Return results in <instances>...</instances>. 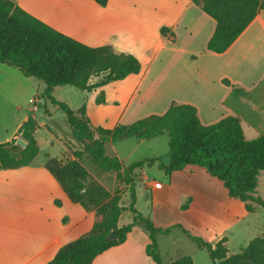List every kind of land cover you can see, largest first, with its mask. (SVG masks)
I'll return each mask as SVG.
<instances>
[{
  "label": "crops",
  "instance_id": "1",
  "mask_svg": "<svg viewBox=\"0 0 264 264\" xmlns=\"http://www.w3.org/2000/svg\"><path fill=\"white\" fill-rule=\"evenodd\" d=\"M15 1L87 45H111L116 51L139 58V73L91 91L82 90L76 103L66 98V86L72 85L54 87L53 96L73 110L85 105L94 127L131 124L151 114H163L176 102L196 106L203 124L235 115L241 118L247 138L264 135V11L229 49L217 53L207 46L216 20L193 0H108L105 6L95 0ZM155 9H159L158 14ZM163 26L169 28L167 34L161 32ZM98 79L93 76L90 81ZM233 85L247 90L248 98ZM45 87L37 76H27L0 62V143L17 138L22 123L31 115H40L41 108L45 117L38 119L34 132L39 153L33 161L19 168L0 169V264H47L62 246L90 232L102 218L73 202L46 167L51 157L74 159L72 150L79 145L69 137L66 113L57 104L45 101L41 94L36 97L40 101L34 102L33 95L42 93ZM101 91L105 102L98 103ZM24 100L29 101L27 112H19L14 124L7 125V108L13 113L21 111ZM57 119L63 125L59 126ZM144 142L161 150H151L139 160L159 157L169 162L167 134L107 142L105 150L129 165L139 160L131 159L126 144L136 149ZM81 163L85 166L83 159ZM87 170L108 191L115 192L117 171H103L96 164L93 170ZM133 178L135 208L156 227L170 229L157 235L159 251L167 255V260L162 256L164 262L188 255L195 264H212L207 248L199 246L189 234L213 245L227 237L228 255L242 251L254 237L264 235V207L253 203L254 209L249 211L246 203L230 196L223 181L204 166L189 164L167 173L156 162L136 169ZM262 178L264 171L255 195L264 198L259 192ZM156 182H162V186L156 187ZM139 192L148 196L145 211L138 207ZM149 242L147 231L137 225L125 242L105 250L91 264H156L146 252Z\"/></svg>",
  "mask_w": 264,
  "mask_h": 264
},
{
  "label": "trees",
  "instance_id": "2",
  "mask_svg": "<svg viewBox=\"0 0 264 264\" xmlns=\"http://www.w3.org/2000/svg\"><path fill=\"white\" fill-rule=\"evenodd\" d=\"M95 1L103 6L108 3V0ZM193 1L216 20L215 31L207 46L217 53L229 49L257 15L264 11V0ZM168 30L166 26L161 27L163 34H167ZM0 62L20 69L27 76L42 79L46 84L41 93L44 100L57 104L66 113L70 138L79 145L72 150L75 158L64 161L51 157L46 167L73 202L103 215L90 232L62 246L47 264H91L105 250L125 242L129 232L137 225L142 226L149 235L146 252L156 264H195L188 255L164 262L157 235L170 229L156 227L149 217L134 206V171L156 162L167 173L189 164L204 166L223 181L230 196L244 201L249 211L254 209L253 203L264 207V198L255 195L259 175L264 171V135L247 138L240 117L229 115L206 125L201 122L196 106L174 102L163 114H151L131 124H120L113 128L94 127L86 115L85 105L75 111L52 94L54 87L59 85H72L91 91L139 73L141 62L136 55L116 51L111 45H87L31 14L15 0H0ZM93 76H99L95 83L90 81ZM224 82L231 84L228 79H224ZM233 86L237 87L242 97L248 98L247 90ZM97 102H105L104 91L97 97ZM38 125L37 116L31 115L19 127L16 134L26 141V146L16 143L17 138L0 143V169L19 168L33 161L39 153L34 135ZM164 134L169 136L168 163L159 157H152L125 165L118 157L109 156L105 150L107 142L130 137L146 139ZM67 144L72 148L70 142L67 141ZM84 157L91 159L100 170L117 171L118 180L130 185V222L119 225L120 216L126 210L120 194H112L91 177L81 163ZM112 231L117 237L108 240L107 236ZM189 235L199 246L207 248L212 264H264V235L254 237L242 251L231 255H228L227 237L213 245L202 237Z\"/></svg>",
  "mask_w": 264,
  "mask_h": 264
},
{
  "label": "rangeland",
  "instance_id": "3",
  "mask_svg": "<svg viewBox=\"0 0 264 264\" xmlns=\"http://www.w3.org/2000/svg\"><path fill=\"white\" fill-rule=\"evenodd\" d=\"M155 10H156V13L158 14L159 13V9H155ZM242 50H243V48H242ZM239 57L241 58L240 59L241 63H243L242 56L239 55ZM66 87H68V89H69V92L66 93L67 94L66 98L68 100H70L71 102H73V103H76L77 101H79L81 96L83 95V91L81 89L75 88L73 86H66ZM40 94L41 93H39L37 95L34 94L33 98L38 97V95H40ZM28 105H29V101L27 100V102H26V100H24L23 103H22L23 109L21 111H16L15 113L9 111L10 108L8 107L7 108V120L5 121V123H7V125L14 124L15 116L19 115V112H20V115H23L25 112H27L26 110H27ZM39 111H40L39 112L40 115L39 114L36 115L37 118L39 120L45 119V117L42 115L43 114V109L41 108ZM57 122H58L57 124H59V126L63 125V122L61 121V119H57ZM247 134L248 135L250 134L249 133V129L247 130ZM69 137H70V134H69ZM125 148H126L127 151L131 152V159L132 160H139L140 158H142L141 156H145V154H150L151 150H159V151L161 150L159 147L149 146L148 142H144L143 144H141L136 149H133L132 145L129 143V144H126ZM83 162L85 163V167H87L89 170H93L94 169L95 164L91 161V159H89L87 157H84L83 158ZM152 169H155V168H152ZM259 192H260V194L264 195V179L263 178L261 180V184L259 185ZM115 193L120 194L121 203L126 208V210H124L123 213L120 216L121 219H119L120 220L119 223H120V225L126 224V223H128V222H130L132 220V218H130V216H132V213L130 211V203H131V200H132L131 199V187H130V185L126 184L125 182H122V181L118 180L117 188H116L115 192L112 193V194H115ZM147 205H149L148 204V196H147V194H143L142 195L139 192L138 207H139L140 211H145V208H146ZM98 215H101L102 218H103L102 214H98ZM102 218H101V220H102ZM162 256H163V258L165 260H167V255L163 251H162ZM174 258L175 259H173L172 261L177 259V257H174ZM172 261H169V262H172Z\"/></svg>",
  "mask_w": 264,
  "mask_h": 264
},
{
  "label": "water",
  "instance_id": "4",
  "mask_svg": "<svg viewBox=\"0 0 264 264\" xmlns=\"http://www.w3.org/2000/svg\"><path fill=\"white\" fill-rule=\"evenodd\" d=\"M16 143H18L22 146H26V141L22 137H17ZM116 237H117V235H116L115 231H112L108 234L107 239L112 240V239H115Z\"/></svg>",
  "mask_w": 264,
  "mask_h": 264
},
{
  "label": "built area",
  "instance_id": "5",
  "mask_svg": "<svg viewBox=\"0 0 264 264\" xmlns=\"http://www.w3.org/2000/svg\"><path fill=\"white\" fill-rule=\"evenodd\" d=\"M36 101H40V99L35 98L34 102H36ZM155 186L156 187H161L162 186V182H156Z\"/></svg>",
  "mask_w": 264,
  "mask_h": 264
}]
</instances>
